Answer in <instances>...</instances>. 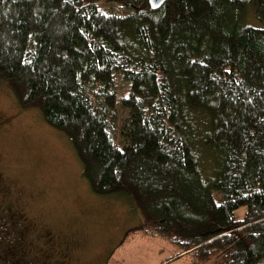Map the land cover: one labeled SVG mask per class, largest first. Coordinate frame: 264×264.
<instances>
[{
    "label": "trees",
    "instance_id": "trees-1",
    "mask_svg": "<svg viewBox=\"0 0 264 264\" xmlns=\"http://www.w3.org/2000/svg\"><path fill=\"white\" fill-rule=\"evenodd\" d=\"M105 1L0 0V82L69 137L93 193L138 208L127 235L165 239L173 258L264 264V27L246 12L264 22V0Z\"/></svg>",
    "mask_w": 264,
    "mask_h": 264
},
{
    "label": "rangeland",
    "instance_id": "rangeland-1",
    "mask_svg": "<svg viewBox=\"0 0 264 264\" xmlns=\"http://www.w3.org/2000/svg\"><path fill=\"white\" fill-rule=\"evenodd\" d=\"M105 2L106 10H121L117 3ZM246 12L251 25L264 27L251 5ZM118 87L125 95L127 85L119 81ZM195 114L190 112L196 124L194 146L206 176L214 158L208 144H201L209 134L207 124L197 125L203 115ZM81 173L69 137L50 126L37 107L23 106L16 91L0 82V264H108L112 256L110 264H160L175 256L165 239L143 231L126 235L142 223L141 212L122 194L93 193ZM244 211H238L239 218ZM215 260L195 261L189 255L163 264Z\"/></svg>",
    "mask_w": 264,
    "mask_h": 264
},
{
    "label": "water",
    "instance_id": "water-1",
    "mask_svg": "<svg viewBox=\"0 0 264 264\" xmlns=\"http://www.w3.org/2000/svg\"><path fill=\"white\" fill-rule=\"evenodd\" d=\"M168 0H149V4L153 10L161 8Z\"/></svg>",
    "mask_w": 264,
    "mask_h": 264
},
{
    "label": "crops",
    "instance_id": "crops-1",
    "mask_svg": "<svg viewBox=\"0 0 264 264\" xmlns=\"http://www.w3.org/2000/svg\"><path fill=\"white\" fill-rule=\"evenodd\" d=\"M137 213H138V211H137ZM126 235H127V233H126ZM117 236H118V234H117ZM145 236H151V235H148V234H145ZM151 237H153V236H151ZM155 238H160V237H155ZM120 239V238H119ZM160 239H162V238H160ZM163 240V239H162ZM167 241V240H166ZM170 244V243H169ZM171 245V244H170ZM161 246L162 247H164L165 246V244L164 243H161ZM112 258H113V256L112 257H110V259H108V264H110V261L112 260ZM171 259H173V257H171V256H168L165 260H162V262L160 263V264H163L164 262H167V261H169V260H171Z\"/></svg>",
    "mask_w": 264,
    "mask_h": 264
}]
</instances>
